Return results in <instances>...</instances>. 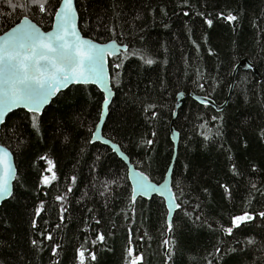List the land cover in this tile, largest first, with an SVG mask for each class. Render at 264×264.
Segmentation results:
<instances>
[{
    "label": "trees",
    "instance_id": "obj_1",
    "mask_svg": "<svg viewBox=\"0 0 264 264\" xmlns=\"http://www.w3.org/2000/svg\"><path fill=\"white\" fill-rule=\"evenodd\" d=\"M76 3L79 28L84 37L99 43L113 40L119 45L126 43L137 53V56L124 60L121 86L118 89L113 86L115 98L103 135L113 143L120 144L122 141L121 149L135 168L144 171L157 184L163 182L165 167L171 163L173 156L170 127L177 93L210 95L215 102L222 104L227 98L234 69L242 59L248 58L259 70V77L251 70L238 71L233 95L222 112L186 98L174 120V128L181 132V138L172 191L177 196L183 191L181 199L189 201L184 210L177 211L173 216L174 231L170 235L176 245L174 264H205L208 252L214 251L215 241L221 238L226 241L224 250L239 248L231 237H223L218 230L220 225L230 226L232 215L264 208V197L257 194L249 204L248 196L249 181L264 189V171L249 175L250 169L242 167V175L232 178L227 160L231 154L233 162L238 165L254 162L264 169V140L258 136L264 128V82L259 80L264 79V0H189L191 8L183 9L189 11V17L180 15L181 8L177 5L182 0H76ZM160 8H166L167 17L160 13ZM153 9L156 10L154 15ZM3 10H7L6 7ZM196 11L212 12L214 15L221 11L226 14L232 12L238 14L239 22L229 24L214 19L213 27L209 29L200 17L194 15ZM24 15H28L43 30L51 29L50 19L20 12L10 19L0 18V35ZM137 16L140 19H136ZM165 23L168 28L164 27ZM108 28H115L117 34L113 36ZM120 33H123L122 38ZM205 35L208 37L206 44L203 40ZM192 40L200 45L199 51ZM209 48L215 55H209ZM140 55L146 59L153 58L157 63L145 65L138 58ZM114 59L109 58L113 78ZM197 71L204 77L201 83L208 81L205 85L207 93L201 92L193 83ZM209 85H214L215 91ZM81 88L84 90H77ZM102 96L96 86L84 88L73 85L58 93L44 110L40 117V135L28 128L29 122L23 120L24 110L11 116L13 124L23 123V134L17 133L9 140L1 130L0 144L13 153L17 175L26 177L28 183L25 186L27 191L19 188L21 194L18 201H6L0 205V251L3 253L0 254V261L7 260L8 264H21V261L23 264H50L48 245L52 242H44L43 252H28L31 249L30 240L41 239L35 236L31 220L35 207L43 200L45 211L37 218V226L40 231H51L53 242L62 244L61 264H75V249L85 240L95 239L99 233L105 235V242L97 243L94 248L86 245L97 255V261H86V264H129L140 254H143L141 264H165L162 240L169 234L161 235L166 228V208L162 198L154 196L152 202L138 200L133 223L127 201L132 186L127 166L110 148L100 143L86 144L90 137L88 129L95 130L99 122L95 102H99ZM147 103L157 105L155 110L160 113L157 120L150 122L142 111ZM212 116L224 119L213 121ZM201 124L205 127L200 128ZM218 129L222 136L216 135ZM151 131L157 132L154 151L137 147L142 137L151 138ZM65 135L69 137L67 142ZM205 135L209 137L207 140ZM221 144L231 152L222 150ZM98 152H104L106 156L97 165L96 172L90 173V166ZM41 155H47L55 162L53 171L57 180L37 195L40 174L48 167L45 161L39 159ZM149 158L155 162L146 167L141 162ZM47 175L51 177V173ZM73 176L77 181L75 185H71ZM112 179H117L121 187L113 185L114 198L108 201L109 206L105 208V198L99 192L103 190V182ZM218 181L230 184L234 193L232 201L223 198ZM17 184L15 181L14 188ZM69 186L73 187L72 193L68 194L69 211L64 214L61 223L60 202L55 198L64 194ZM44 192L48 194L45 196ZM196 204H200L201 208L195 209ZM88 208L94 209V212L88 213ZM184 211L192 213L193 219L203 212L202 219L206 217L207 222L203 226H198L199 221L193 224ZM125 213L128 219H125ZM95 219H100L101 223L95 224ZM58 223L61 224L60 229L56 228ZM208 224L217 232L210 231ZM85 228L87 232L83 231ZM128 229L132 230L131 235ZM262 233L264 225L256 228L255 222L243 233L235 231L240 240L255 235L259 241ZM129 247L132 249L131 257L126 252ZM261 255L255 250L228 255L222 251V259L214 260L213 264H254Z\"/></svg>",
    "mask_w": 264,
    "mask_h": 264
},
{
    "label": "snow or ice",
    "instance_id": "obj_2",
    "mask_svg": "<svg viewBox=\"0 0 264 264\" xmlns=\"http://www.w3.org/2000/svg\"><path fill=\"white\" fill-rule=\"evenodd\" d=\"M6 7L7 10H3ZM177 7L181 8L183 17H189V11H184V8H191L189 0H182V3L178 4ZM160 13L164 16H168L166 8H160ZM20 12H30L34 15H39L43 19L51 20V30L43 31L36 23H33L28 15H24L22 19L15 23L10 30H6L0 35V129L4 130V137L12 139L17 133L23 134L22 129L24 128L23 123L13 124L11 122V116L15 115L16 109H22L25 112L23 117L24 121H28V128L33 130L37 135L41 134V120L40 117L43 114V110L46 105H49L53 97L58 93H62L65 89H68L71 85H82L87 88L89 85H96L103 96L99 102H95V107L99 113V123L95 125V130L92 128L88 129L90 137L86 140L87 145H96L97 142H101L103 145H110L112 152L117 153L124 161L129 159L128 155L121 150L122 141L120 144L113 143L109 139H102L101 136V125L110 118V106L113 104V97L115 92L113 86L117 89L121 86V74L124 65V60L129 57L137 56L136 51L129 48L128 44H121L117 47L116 41H111L107 44H101L92 39H85L81 35V31L77 26L79 14L77 11L76 0H0V18L10 19L13 14ZM156 10L153 9L152 13L155 14ZM196 17H200L205 25L209 29L213 27L214 19L227 21L229 24L239 22L238 14L228 12L227 14L223 11L215 13L196 11L194 13ZM136 19H140L139 16ZM255 26V25H254ZM165 28H168L167 23L164 24ZM100 29L98 28L97 31ZM113 36H115L116 29H107ZM191 32V29H189ZM120 37H123V33H120ZM191 39V36H189ZM204 43L208 42V37H203ZM192 44L196 50H200V45L192 40ZM165 51L167 49L165 48ZM209 55H215L212 49H208ZM115 57L112 63V69L115 73L113 78L108 71V58ZM143 64L152 66L157 63L153 58H145L144 55L138 57ZM167 63V61H165ZM204 77L197 71V78L193 81L197 88L201 92H208V88L205 87L207 80L201 83ZM212 91H215L214 85H209ZM83 91L84 89H77ZM185 96L184 92L177 93V106ZM195 101L204 107H209L214 104V101L210 99V95L196 96ZM157 105L155 103H147L143 107L142 111L147 116V119L152 122L158 119L160 113L156 111ZM213 121L224 119L222 116H212ZM206 123V122H205ZM205 124H201L200 128H204ZM116 131L115 129L113 130ZM118 135V133H117ZM216 135L222 136V133L217 131ZM151 138H143L136 145L137 147L147 148L150 151H154V138L157 136L156 131H151ZM258 136L264 140V128H262ZM181 138V132L175 131L171 133V140L175 144ZM207 135L204 139H208ZM65 142L69 140L67 135L64 136ZM131 143V141L129 142ZM222 150L231 152V149H224V145H220ZM247 147V144H245ZM82 152L83 148L80 149ZM0 202L18 201L20 196L19 188H24L28 183L26 177H20L16 173V168L12 163V153L7 148L0 149ZM106 153L98 152L95 155V159L90 166V173H94L97 170V165L101 164ZM40 160L45 161L48 165L43 172L40 174L39 183L36 185V193L40 194V190L46 188L52 184L53 181L57 180V175L53 171L56 167L53 159L47 155H41ZM173 160L175 157L172 158ZM227 160L230 162L228 172L232 178H236L242 175V167L244 169H250L249 175L260 173L264 171L256 163H249L241 166L233 162V156L229 154ZM155 161L149 158L148 161H142L146 167H151ZM187 167V165H185ZM51 173V177L47 175ZM175 168L169 163L165 167L163 174L164 183H154L149 175H146L144 171H135L133 169L128 170V177L132 180V186L127 194L128 210L132 214L133 223H135L136 207L138 200L152 202L154 195H158L163 200V206L166 208V228L161 235L165 233L169 234L168 238L162 240V246L165 249L164 257L165 264L173 262L176 256L175 242L171 239L173 229V216L177 211L184 210V205L189 203L188 200L181 199L183 197V191L180 192L179 196L172 191V185L170 180L175 177ZM13 181H17V187L14 188ZM93 181L95 177L93 176ZM76 177L71 178V185L76 184ZM113 185L121 187L117 179L106 180L103 182V190L99 192L101 197L105 198L104 207L109 206L108 201L113 199ZM179 187L178 185H175ZM218 187L223 190V198L232 201L233 200V189L228 183H222L218 181ZM73 187L69 186L66 192L62 195L56 196V201L60 202L59 207V218L61 223L64 221V214L69 211L68 194L72 193ZM207 191V189H205ZM44 192L43 195H47ZM264 197V189L259 187L257 183L249 181L248 196L249 204L251 199L255 195ZM143 207V204L140 205ZM201 205L196 204L195 209H200ZM45 211V202L41 200L35 207L33 219L31 220V228L36 230L35 236L41 239L33 238L30 240L31 249L28 250L31 253L35 250L37 253L45 250V241L52 242L48 245L50 249V264H61V252L63 246L61 243L53 242L54 237L51 231L45 229L40 231L37 226V218L41 216V213ZM88 213H93L94 209L88 208ZM184 215L192 219V223L196 224L198 221L203 226L207 220L206 217L202 219L203 212L192 218V213L184 211ZM125 219H128L127 213H125ZM255 222V227L260 228L264 225V208L260 210H245L242 214L230 216V226L225 227L220 225L219 232L223 234V237H231L237 247H228L224 250L226 241L221 238L215 241L213 245L214 251H209L205 257V264H213L214 260L219 261L222 259L221 253L224 255L229 253H248L253 250L260 252L262 255L258 257L254 264H264V233L261 234V240H257L255 235L247 236L246 239L240 240L235 235L236 230L245 232L250 225ZM100 219H95V224L99 225ZM207 227L212 232H217V229L212 228L211 224ZM57 229L61 228V224L56 225ZM83 231L87 232L85 228ZM131 229H128L129 235H131ZM147 235V233H145ZM105 242V235L99 233L95 239L91 241L85 240L83 244L75 249V264H86V261L95 262L97 261V255L94 251H91L86 245L95 247L97 243L103 244ZM131 244V241H129ZM8 248L11 245H7ZM127 256H132V249L129 247L126 249ZM0 254H3L0 251ZM143 260V254L138 255L135 259L131 260L129 264H141ZM0 264H8L7 260L0 261ZM23 264V261H21Z\"/></svg>",
    "mask_w": 264,
    "mask_h": 264
},
{
    "label": "water",
    "instance_id": "obj_3",
    "mask_svg": "<svg viewBox=\"0 0 264 264\" xmlns=\"http://www.w3.org/2000/svg\"><path fill=\"white\" fill-rule=\"evenodd\" d=\"M31 20V19H30ZM32 21V20H31ZM33 22V21H32ZM33 23H35V22H33ZM77 26H78V28H79V18H78V22H77ZM40 27V26H39ZM41 28V27H40ZM42 29V28H41ZM80 29V28H79ZM10 30V29H9ZM43 30V29H42ZM51 30V29H50ZM50 30H48V31H50ZM43 31H45V30H43ZM2 35V34H1ZM81 35L84 37V35L82 34V32H81ZM85 39H90V38H87V37H84ZM93 40V39H92ZM109 43V42H108ZM101 44H107V43H101ZM117 44V43H116ZM120 45L119 44H117V47H119ZM109 58H112V57H109ZM109 58H108V71H109V73H110V68H109ZM239 70H244V71H248V70H252L253 71V73L256 75V76H260V72H259V70L254 66V64L253 63H251L250 62V60L248 59V58H244V59H242L237 65H236V67H235V69H234V72H233V75H232V83H231V86H230V89H229V92H228V95H227V98H226V100L222 103V104H218L217 102H215L212 98H210L212 101H214V104L213 105H210V107L211 108H213L215 111H217V112H222L227 106H228V104H229V102H230V100H231V97H232V95H233V92H234V87H235V83H236V77H237V74H238V71ZM111 75V74H110ZM264 79L263 78H260V81H263ZM75 85V84H74ZM71 86H73V85H71ZM70 86V87H71ZM93 86H96V85H93ZM97 87V86H96ZM98 88V87H97ZM99 89V88H98ZM66 90V89H65ZM64 90V91H65ZM100 90V89H99ZM114 91V90H113ZM101 92V91H100ZM102 93V92H101ZM103 94V93H102ZM57 96V95H56ZM55 96V97H56ZM196 96H201V97H203L202 95H197V94H195V93H192V92H189V93H185V96L183 97V99L180 101V104L177 106V104L175 103V108H174V112H173V120H172V123H171V127H170V134L172 133V132H175L176 130H175V128H174V120L176 119V117H177V115H178V112H179V110L182 108V106H183V104H184V101H185V99L186 98H191L192 100H194L195 101V99H194V97H196ZM55 97H53V99L55 98ZM114 98H115V96L113 97V100H114ZM53 99H52V101H53ZM176 100H177V98H176ZM52 101L50 102V104L49 105H46L45 106V109L46 108H48L50 105H51V103H52ZM196 102V101H195ZM198 103V102H197ZM44 109V110H45ZM19 110H22V109H16V110H14L15 112L16 111H19ZM44 110H43V112H44ZM107 121V120H106ZM106 121L104 122V124H102L101 125V136H102V139H107V138H105L104 137V135H103V131H104V126H105V124H106ZM99 123V122H98ZM1 130L2 129H0V136H1ZM97 143H100V144H102L101 142H97ZM173 143V142H172ZM179 143H180V139H179V141L178 142H176L175 144L173 143V147H174V149H173V156H172V158L173 157H175V159L173 160H171V164L175 167V164H176V160H177V157H178V149H179ZM103 145V144H102ZM104 146H106V147H108V148H110L111 149V147H110V145H104ZM3 148H7L6 146H4V145H2V144H0V149H3ZM7 150L8 151H10V149H8L7 148ZM122 150V149H121ZM11 152V151H10ZM12 153V152H11ZM114 153V152H113ZM114 154H116L117 155V157L127 166V168H128V170L129 169H133V170H135V171H138L136 168H135V166L131 163V160H130V158L127 160V161H124L121 157H119V155L117 154V153H114ZM126 155V154H125ZM0 156H2V153H0ZM12 163H13V165H14V167L16 168V173L18 174V171H17V167H16V163H15V158H14V155H13V153H12ZM129 180H130V182H131V185H132V180L129 178ZM173 180V179H172ZM172 180H170V185H172ZM155 183V182H154ZM162 183H164V180H163V182H161L160 184H162ZM15 184V181H13V185ZM154 196H158V195H154ZM160 197V196H159ZM4 202H6V201H4ZM4 202H0V205H2Z\"/></svg>",
    "mask_w": 264,
    "mask_h": 264
},
{
    "label": "bare ground",
    "instance_id": "obj_4",
    "mask_svg": "<svg viewBox=\"0 0 264 264\" xmlns=\"http://www.w3.org/2000/svg\"><path fill=\"white\" fill-rule=\"evenodd\" d=\"M242 71H244V70H242ZM248 71H250V70H248ZM252 71V70H251ZM253 72V71H252ZM233 75V74H232ZM259 80H260V78H259ZM263 82H264V80H263Z\"/></svg>",
    "mask_w": 264,
    "mask_h": 264
}]
</instances>
